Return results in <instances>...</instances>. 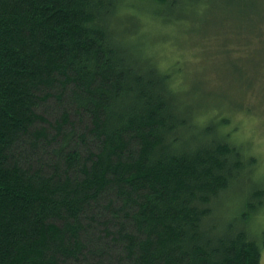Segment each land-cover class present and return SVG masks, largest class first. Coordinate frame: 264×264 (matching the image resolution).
Masks as SVG:
<instances>
[{
    "label": "trees",
    "instance_id": "1",
    "mask_svg": "<svg viewBox=\"0 0 264 264\" xmlns=\"http://www.w3.org/2000/svg\"><path fill=\"white\" fill-rule=\"evenodd\" d=\"M207 3L0 0V264H260L258 158L232 141L229 116L202 115L217 95L175 87V68L130 40L142 4L191 29ZM226 5L230 34L255 35L254 1ZM233 40L225 99L243 110L259 64Z\"/></svg>",
    "mask_w": 264,
    "mask_h": 264
},
{
    "label": "rangeland",
    "instance_id": "2",
    "mask_svg": "<svg viewBox=\"0 0 264 264\" xmlns=\"http://www.w3.org/2000/svg\"><path fill=\"white\" fill-rule=\"evenodd\" d=\"M244 1L246 3L248 0ZM251 1H254L255 7H258V17H254V22L251 24L253 27L246 29L254 28V31H257L255 35H243L245 34L243 33L235 36V34H230V30L238 21L235 10L231 5H226V0H209L210 4L207 3L208 7L206 6V9L205 5L200 4L193 10L192 13L198 21L193 22L196 24L191 25V29H189L191 23L184 20L180 21L182 24L179 23L178 27L173 23L166 25L165 22L160 21L161 19L157 20L152 17V4L150 7L145 4L140 5L143 7V11L135 8V11L132 12L137 16L138 29L130 36V40L138 45V40L142 41L140 37H143V42L142 44L140 42L138 49L143 52L147 59L151 58L150 60L156 64L160 71H169V69L175 68L172 72L175 87L190 90L194 88L195 84H199L210 92L208 101H211L217 95L213 107L208 108L202 115L208 114L212 117L216 114V111H220L223 115L229 116L231 122L226 131L234 130L232 141L241 147L246 145L245 152L258 158L253 178L254 180L259 179L257 183L262 182L263 185L264 22L261 23L260 21L264 17V11L259 4L263 2L264 7V0ZM132 2L133 0H126L127 4ZM211 3H213V7ZM128 9L127 11L130 12L131 9ZM243 11L242 15H245L243 21L246 25L245 19L249 11L246 8ZM206 20L211 21L212 27L207 25L208 22H206V25H202ZM206 28L210 31H207ZM243 36L249 39L252 48L245 46ZM227 39H234V54L241 56L246 48H250L252 57L259 64L256 69H249L250 76H254V80L245 90L244 97L235 98L237 102L243 104V110L230 108L232 106L229 104L232 103L225 99L230 94L231 86L239 83L236 77L233 78L234 72L227 65L231 55L224 53L230 45L227 43L223 48V42ZM237 39L243 41V46L242 43L239 44L235 41ZM243 65L246 70V64L243 63ZM235 93L238 94L239 92L236 91ZM246 108H249V111ZM257 214L252 222V231L256 235L262 236L259 239L260 264H264V206Z\"/></svg>",
    "mask_w": 264,
    "mask_h": 264
}]
</instances>
